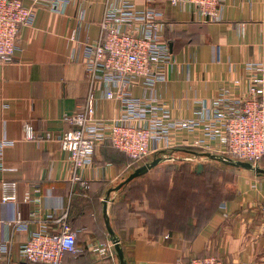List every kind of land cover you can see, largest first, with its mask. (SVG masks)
I'll return each mask as SVG.
<instances>
[{"label":"crops","instance_id":"obj_1","mask_svg":"<svg viewBox=\"0 0 264 264\" xmlns=\"http://www.w3.org/2000/svg\"><path fill=\"white\" fill-rule=\"evenodd\" d=\"M107 1L71 0L62 13L37 9L33 23L19 32L14 60L0 65V142L8 144L0 167V243L10 246V264L24 263L21 246L44 228L56 231L53 221L65 213L78 247L86 252L78 258L65 255L64 264H119L115 247L114 261L87 250L92 240L112 243L104 217L106 199L126 264H176L197 256H215L226 264H264V176L240 169L234 187H212V199L199 187L198 199L175 200L190 188L146 186L144 178L155 168L116 189L157 157L196 162L197 174L204 164L194 158L207 157L177 148L134 164L106 143L97 147L93 163L79 174L81 180L74 181L68 153L58 142L25 139L26 125L42 135L72 129L65 117L80 112L91 92L85 47L100 37ZM23 3L30 7L32 0ZM136 3L144 5L143 0ZM152 5L164 15L160 35L169 43L174 64L166 83L154 91L139 86L134 93L160 99L175 108L176 117H191L194 102L216 97L222 83L246 74L248 63H264V0H226L218 23L199 20L193 7H172L165 0ZM94 88L96 117H118L120 104L106 100L100 84ZM183 153L191 157H177ZM4 184H16V201L3 202Z\"/></svg>","mask_w":264,"mask_h":264},{"label":"built area","instance_id":"obj_2","mask_svg":"<svg viewBox=\"0 0 264 264\" xmlns=\"http://www.w3.org/2000/svg\"><path fill=\"white\" fill-rule=\"evenodd\" d=\"M143 1L144 5H138L136 0L107 1L100 37L85 47V72L91 92L80 112L65 117L72 129L58 135H42L26 125L25 139L58 142L68 153L74 181L81 180L79 174L93 163L97 147L106 143L127 154L134 164L153 154L182 148L260 166L264 160V63H248L246 74L222 83L216 97L194 102L191 117H176L175 108L170 109L160 99H144L134 93L139 86L154 91L166 83L174 64L169 43L160 35L164 15L152 5L156 0ZM165 1L172 7H193L199 20L218 23L222 21L226 0ZM70 2L32 0L31 6L26 7L23 0H0V65L14 60L19 32L33 23L37 9L45 7L62 13ZM241 29L243 32L244 25ZM96 84L101 85L106 100L120 104L122 113L118 117H96ZM179 136H183L181 142ZM7 145L0 142V167ZM83 185L88 188V183ZM4 190V203L16 201V184H4ZM28 200L27 195L25 201ZM221 209L229 218L226 203ZM53 223L58 227L56 231L44 228L21 246L22 264H64L65 255L78 258L86 252L77 245L68 213ZM87 250L101 259L116 260L111 242L92 240ZM0 264H10V246L6 243H0ZM176 264L226 263L215 256H197Z\"/></svg>","mask_w":264,"mask_h":264},{"label":"rangeland","instance_id":"obj_3","mask_svg":"<svg viewBox=\"0 0 264 264\" xmlns=\"http://www.w3.org/2000/svg\"><path fill=\"white\" fill-rule=\"evenodd\" d=\"M199 152V151H196ZM201 153V152H199ZM177 157H191L188 154H180ZM166 158V157H165ZM199 163L204 164V170L201 174H197L196 162L180 160V158L169 161L165 160L159 165L149 178L145 181L148 187H189V191L177 193L176 196L172 197L175 200H191L198 199V189L202 187L206 191V199H212V187H234L235 180L238 173H242V170H237L230 166L224 165L212 161L208 158H194ZM264 168V160L260 164ZM186 189V188H185ZM160 195L159 193L156 196Z\"/></svg>","mask_w":264,"mask_h":264},{"label":"water","instance_id":"obj_4","mask_svg":"<svg viewBox=\"0 0 264 264\" xmlns=\"http://www.w3.org/2000/svg\"><path fill=\"white\" fill-rule=\"evenodd\" d=\"M193 153L196 156H204V157H207V158H209V159H211L213 161L225 164L227 166H231L233 168L251 171L257 177L264 176V168H262L261 166H258V165L254 166L251 163L236 161V160H233V159L221 156V155H215V154H211V153H197V152H193ZM162 155H164V153H162ZM165 160H166L165 157H157L151 163H147L144 166L138 168L122 184H120L117 187L116 190H119L124 185L130 183L134 179H136V178L148 173L152 169H154L157 166H159ZM198 170L199 171L202 170V166L201 165L198 167ZM104 217H105V220H106V225H107L108 232H109V234L111 236L112 244L114 245L116 253H117L119 264H126V261H125V258H124V253H123V250H122L121 245H120V240L115 236V233H114L113 229L110 226V220H109V217H108V199H106L104 201Z\"/></svg>","mask_w":264,"mask_h":264},{"label":"trees","instance_id":"obj_5","mask_svg":"<svg viewBox=\"0 0 264 264\" xmlns=\"http://www.w3.org/2000/svg\"><path fill=\"white\" fill-rule=\"evenodd\" d=\"M189 150H192V149H189ZM165 153H167V152H165ZM161 154H162V153H158L157 155L160 156Z\"/></svg>","mask_w":264,"mask_h":264}]
</instances>
